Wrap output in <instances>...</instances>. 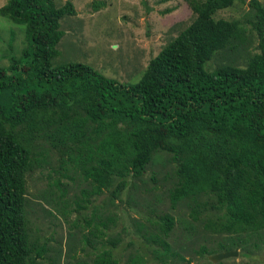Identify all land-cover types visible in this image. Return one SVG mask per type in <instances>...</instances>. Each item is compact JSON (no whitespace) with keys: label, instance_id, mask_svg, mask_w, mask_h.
Returning <instances> with one entry per match:
<instances>
[{"label":"trees","instance_id":"trees-1","mask_svg":"<svg viewBox=\"0 0 264 264\" xmlns=\"http://www.w3.org/2000/svg\"><path fill=\"white\" fill-rule=\"evenodd\" d=\"M235 1L189 0L192 21L132 84L80 62L53 65L63 36L60 20L76 14L70 0L60 6L52 0H7L0 7V14L25 24L31 40L22 51L27 65L11 57L8 68L0 69V264L45 259L48 244L33 236L27 215L26 177L48 162L52 149L59 158L55 171L81 172L90 185L78 209L104 191L114 200L130 178L143 175L165 152L172 164L165 177L171 179L172 209L185 204L193 220L203 217L204 228L243 254L264 246V7L259 0L248 2L259 51L243 66L222 62L205 68L235 39L245 38L240 20L214 17ZM54 183L61 186L58 179ZM93 221L105 228L114 218L96 215ZM151 223L153 231L142 223L137 229L143 230L152 258L159 264H170L169 257L183 260L167 241L174 216L164 213ZM147 262L145 251L121 262L102 245L88 264Z\"/></svg>","mask_w":264,"mask_h":264},{"label":"rangeland","instance_id":"rangeland-1","mask_svg":"<svg viewBox=\"0 0 264 264\" xmlns=\"http://www.w3.org/2000/svg\"><path fill=\"white\" fill-rule=\"evenodd\" d=\"M52 1L60 6L66 0ZM70 1L76 14L66 15L60 20L63 36L57 45L60 54L52 60L53 65L84 63L122 84L137 82L149 60L194 18L189 0ZM259 1L264 7V0ZM6 2L0 0V7ZM248 2L236 0L231 7L214 14L216 19L240 20L245 28V38L242 41L235 39L232 48L217 53L206 63V69H213L222 62L243 66L248 55L259 51L256 34L249 22L253 11ZM30 45L25 24L0 14V69L8 68L11 57L21 60L22 51ZM27 63L22 59L20 66ZM48 152V162L26 177V210L31 232L40 242L46 240L48 244L41 264H50L52 260L56 264H88L101 251L102 245L110 247L121 262H125L128 255L145 251L147 264H159L145 247L143 230L138 231L137 227L142 223L149 231L155 230L151 222L164 213L175 218L167 241L171 250L184 258L169 257L170 264H264V246L253 249L249 255L243 254L241 248H232L229 240L221 239L223 235L204 228L203 217L193 220L185 204L174 209L170 207L167 189L171 179L165 177L170 174L172 164L167 161V153L155 156L143 175L130 178L114 200L111 201L108 191H104L91 197L86 208L78 209L82 191L90 189L89 183L82 179L81 172L71 169L55 171L59 158L53 149ZM56 179L60 187L55 185ZM62 189L66 190L64 195ZM51 196L59 197L52 200ZM96 215L104 221L107 216L112 217L114 222L103 228L93 221ZM91 218L93 220L86 227L85 221ZM98 230H101V235ZM115 239L117 244L112 247ZM201 246L206 250L203 255ZM154 247L161 248L153 244ZM234 249L238 250L236 256L218 261L208 259L209 255Z\"/></svg>","mask_w":264,"mask_h":264},{"label":"water","instance_id":"water-1","mask_svg":"<svg viewBox=\"0 0 264 264\" xmlns=\"http://www.w3.org/2000/svg\"><path fill=\"white\" fill-rule=\"evenodd\" d=\"M238 253L237 249L231 250V251H225V252H220L217 254H212L208 256V259L211 261H218L223 258L231 257V256H236Z\"/></svg>","mask_w":264,"mask_h":264}]
</instances>
